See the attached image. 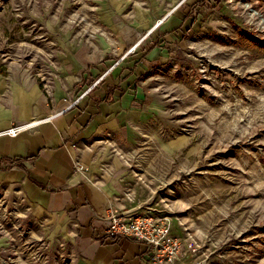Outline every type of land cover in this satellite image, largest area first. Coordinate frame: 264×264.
I'll list each match as a JSON object with an SVG mask.
<instances>
[{"label":"rangeland","instance_id":"1","mask_svg":"<svg viewBox=\"0 0 264 264\" xmlns=\"http://www.w3.org/2000/svg\"><path fill=\"white\" fill-rule=\"evenodd\" d=\"M168 1L176 23L186 13L184 34L163 41L135 139L106 132L90 145L98 180L127 169L134 198L153 200L179 243L170 264H264V0H0V69L72 102L98 83L91 67L112 61L105 74L157 44L146 38L161 27L143 15ZM120 38L135 39L116 52ZM24 208L0 200V264H78L63 224Z\"/></svg>","mask_w":264,"mask_h":264},{"label":"crops","instance_id":"2","mask_svg":"<svg viewBox=\"0 0 264 264\" xmlns=\"http://www.w3.org/2000/svg\"><path fill=\"white\" fill-rule=\"evenodd\" d=\"M174 3L168 1L156 19L143 15L146 27H161L146 38L147 43L155 40L157 44L149 48L144 45L105 74L112 61L103 60L91 67L90 81L100 79L73 106H69L71 95L60 87L49 97L30 73L0 69V200L25 206L29 214L43 216L45 221L63 224L78 264H153L143 242L108 235L100 219L108 208L122 215L152 210L153 200L140 202L134 198L138 192L136 189L135 194V188L131 192L126 168L125 177L111 183L98 180V165L89 150L106 132L121 137L127 130L128 137L135 139L132 134L150 107V102L146 109L142 107L144 91H149L144 84L153 66L167 59L163 41L184 34L181 29L187 16L185 13L176 23L178 16L171 14L180 5ZM133 40L120 38L116 52ZM32 120L35 123L30 128L15 135L6 133L11 126ZM77 163L84 169H76Z\"/></svg>","mask_w":264,"mask_h":264},{"label":"built area","instance_id":"3","mask_svg":"<svg viewBox=\"0 0 264 264\" xmlns=\"http://www.w3.org/2000/svg\"><path fill=\"white\" fill-rule=\"evenodd\" d=\"M96 81L73 100L69 106L78 102L94 85ZM35 121H28L23 124L11 126L6 133L15 135L20 130L30 128ZM76 169L82 170L84 166L77 163ZM104 231L110 236L118 238H130L141 241L150 250L151 260L155 263L170 264L172 259L179 252V243L171 236L169 226L165 217L158 216L150 210L138 211L129 214H120L108 208L107 214L100 216ZM192 248V245H189ZM194 249V248H192Z\"/></svg>","mask_w":264,"mask_h":264}]
</instances>
